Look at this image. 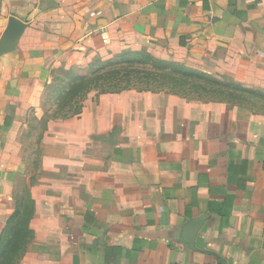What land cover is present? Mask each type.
Instances as JSON below:
<instances>
[{"label":"crops","instance_id":"1","mask_svg":"<svg viewBox=\"0 0 264 264\" xmlns=\"http://www.w3.org/2000/svg\"><path fill=\"white\" fill-rule=\"evenodd\" d=\"M12 16L26 28L0 55V241L27 225L18 264H264V113L125 91L40 134L30 118L57 69L97 53L264 94V0H0V39Z\"/></svg>","mask_w":264,"mask_h":264},{"label":"rangeland","instance_id":"2","mask_svg":"<svg viewBox=\"0 0 264 264\" xmlns=\"http://www.w3.org/2000/svg\"><path fill=\"white\" fill-rule=\"evenodd\" d=\"M142 55L145 54L142 53ZM117 59H130L134 62L140 63L145 61L144 56H136L130 51H124L112 58H106L105 56L97 53L92 63L83 70L64 71L62 68L57 69L56 74L51 78V82L46 84L44 91L40 95L42 97L39 105L35 107L38 109L37 112L42 114L40 120L37 121L33 115L30 116L32 122L37 123L35 126L37 133L40 134L47 121L51 119H60L63 114H66L65 116L72 115L79 110L81 106H83L87 99H95L100 96L98 95V89H95V83H102V79L100 78L106 77L111 73H116L119 80L125 79L128 75H130L129 77L132 81L136 83V85L140 86V88H145V86L141 85V83L147 82L153 94L172 93L188 102H215L225 104L228 107L238 105L236 104V96L211 95L208 91L202 89L200 84L198 85L199 87H195L194 85H191V79L189 81L183 80L180 79L178 75L173 76L175 81H172L169 78L163 77L164 74H167L170 71H162L161 73H158L151 68L150 64H134L130 67L126 65L113 66L98 71L99 68L105 66L107 62L115 61ZM131 72H136V75ZM148 72L151 74L149 78L146 77V73ZM127 73L128 75L124 76V74ZM223 80H225L223 81L224 83L229 82L227 79ZM119 84L121 85V83ZM242 106L264 113V101H261L260 99H249V101L244 102ZM35 108H31L30 112L33 113ZM13 235L14 238L11 248L7 249L3 259L0 261V264L18 263L26 238L20 236L18 233H13Z\"/></svg>","mask_w":264,"mask_h":264},{"label":"trees","instance_id":"3","mask_svg":"<svg viewBox=\"0 0 264 264\" xmlns=\"http://www.w3.org/2000/svg\"><path fill=\"white\" fill-rule=\"evenodd\" d=\"M136 56H144L145 61L143 63L140 62H134L133 60L127 59V60H121L117 59L115 61H109L105 64V66L99 68L98 71L103 70L107 67H113V66H132L134 64H150L151 68L155 70L158 73H161L162 71H170L167 74H164L163 77L169 78L172 81H175L173 79V76L178 75L180 79L183 80H190L191 79V85H194L195 87L200 84L201 88L208 91L211 95H218V96H236L237 97V103L240 104V106L243 105L244 102H248L249 99H257L264 101V94H262L259 91L251 90L244 88L240 84L233 82L231 80H228L229 82L224 83L225 80H219L216 78L211 77L210 75L197 72L188 68H185L177 63L174 62H165V61H159L155 60L149 55L145 54L142 55V53H133ZM126 73V72H125ZM134 75H136V72H131ZM150 72L146 73V77L149 78L151 74ZM128 75L124 74V76ZM128 75L125 79L119 80L116 76V73H111L110 75L106 77H102V83H95V89H98V95L103 94H118L125 91H136V92H151L149 84L147 82H142L141 85L145 86V88H140V86L136 85L132 81V79ZM121 83V85L119 84ZM140 84V83H139ZM136 85V86H135ZM199 87V86H198ZM170 95H174L172 93H169ZM82 106L79 110L76 111V113H79ZM66 114H63L62 119L69 118V116H65ZM18 213H15L11 219H9L7 225H11L14 219H17ZM13 233H18L20 236L27 237L30 232L27 229V225L24 228H14L10 231L9 236L7 233V236L1 239L0 241V261L3 259L7 249L11 248V244L13 243L14 235ZM22 254V252H21ZM21 256V255H20ZM20 258V257H19ZM18 264V263H17Z\"/></svg>","mask_w":264,"mask_h":264},{"label":"water","instance_id":"4","mask_svg":"<svg viewBox=\"0 0 264 264\" xmlns=\"http://www.w3.org/2000/svg\"><path fill=\"white\" fill-rule=\"evenodd\" d=\"M26 24L16 17H10L6 29L0 39V55L11 52L15 49L16 44L21 37Z\"/></svg>","mask_w":264,"mask_h":264},{"label":"built area","instance_id":"5","mask_svg":"<svg viewBox=\"0 0 264 264\" xmlns=\"http://www.w3.org/2000/svg\"><path fill=\"white\" fill-rule=\"evenodd\" d=\"M102 42H103L104 44H106V43H107V38L102 37ZM209 264H222V263L214 262V263H209Z\"/></svg>","mask_w":264,"mask_h":264}]
</instances>
